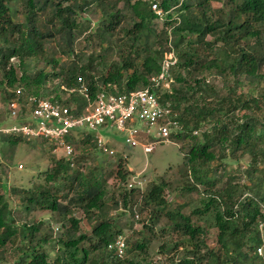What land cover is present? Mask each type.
Wrapping results in <instances>:
<instances>
[{"label":"trees","instance_id":"obj_1","mask_svg":"<svg viewBox=\"0 0 264 264\" xmlns=\"http://www.w3.org/2000/svg\"><path fill=\"white\" fill-rule=\"evenodd\" d=\"M10 1L15 0H0V91L5 105L17 100L25 115L26 94H33L73 105L77 112L83 99L67 91L77 85V77L83 78L90 94L101 89L112 94L127 92L145 85L147 77L159 70L163 54L172 49L177 60L169 69L170 91L160 98L178 111L175 119L181 128L170 138H193L192 131L201 124L207 122L209 127L200 131L201 141L192 143L183 155L186 167L180 173L184 182L178 189L199 194L188 212L181 211L186 203L168 207L163 196L168 183L163 178L142 190L136 185L123 188L108 206L102 199L103 173L69 174L63 156L43 172V184L6 186L4 193L5 184L0 181V263L7 247L15 243L18 252L9 255L13 264H53L42 248L50 236L37 235L42 223L20 220L14 225L6 198L11 193L25 214L37 207L55 212L61 221L55 240L59 264H162L149 253L160 218L159 234L171 236L170 246L160 241L156 249L172 253L168 264H264L255 253L262 245L258 223L264 221V0H219L215 8L210 5L212 0H16L22 6L24 20L20 22L11 18ZM152 4L164 13L168 27L162 33H153L149 26L157 18ZM172 7L175 19L169 13ZM92 8L101 19L86 38L101 53L92 51L85 58L76 53L77 61L71 58L74 43L82 32L91 30L85 13ZM39 13L46 15L44 22ZM49 41H58L59 55L68 60L45 58L43 46ZM198 45H203L207 55L197 52ZM113 47L118 57L102 73V59ZM12 57L17 60V71L7 67ZM39 57L49 65L48 72L38 65ZM30 67L36 70L33 75ZM201 70L229 75L227 93L217 94ZM251 83L260 84L259 94L241 89ZM17 88L20 94L15 93ZM19 138L32 140L0 134V143L15 145ZM228 163L234 167L226 171ZM116 170L125 182L129 174L121 169L120 161ZM57 178L62 183L55 184ZM70 191L73 194L68 196ZM56 192L66 201L46 199ZM74 205L91 219L89 232L77 231L78 220L70 216ZM110 206L115 213L119 210L117 217L128 214L133 219L146 211L147 218L140 221L141 229L130 228L124 235L116 225L118 218L109 215ZM118 233L125 241L120 257L107 248ZM210 237H214L213 244L207 242Z\"/></svg>","mask_w":264,"mask_h":264},{"label":"rangeland","instance_id":"obj_2","mask_svg":"<svg viewBox=\"0 0 264 264\" xmlns=\"http://www.w3.org/2000/svg\"><path fill=\"white\" fill-rule=\"evenodd\" d=\"M9 6V11H11V18L15 22L23 21V15L21 14L22 6L21 3L18 1H10L7 4ZM211 7H219L220 1L219 0H212L210 2ZM120 6V4H119ZM151 8L153 9V5H151ZM156 9V8H155ZM156 13V12H155ZM168 13V12H166ZM170 15H172L171 19L175 17L176 9L173 7L170 8L169 11ZM82 16L84 14H81ZM40 17V20L44 22L46 20V15L43 17L42 14H38ZM85 16L90 20L89 27H92L91 30H86L85 32H82V34L79 35L78 39L74 43V56L71 58L74 60H77V56L79 58H85L89 53L93 51V53H101V50L99 49L98 45L92 46L93 42L88 41L86 36L88 32L92 31L93 28L96 27L98 24L97 21L101 19L99 13L97 10L92 8L89 12L85 13ZM175 19V18H174ZM164 13H160L157 15V18H152L150 20V28L152 29L153 33H162L163 30L168 27L165 26L164 23ZM80 22H83L84 19L82 17L79 19ZM122 26H124L122 24ZM121 35V32H118V36ZM207 39H212L210 35L207 36ZM58 42V41H57ZM57 42L55 41H49L44 44L43 46V54L45 58L50 59H58V60H68L64 57V55H59L58 50L59 46H57ZM113 42H111L110 45H112ZM217 45H219L217 43ZM203 45H198L197 52L200 55H207V52L203 49H201ZM182 48H184L182 46ZM117 52L115 48L113 47L109 53L104 56L102 59V73H104L108 67V65L116 60ZM169 54L166 52L163 54L161 61L164 58H167ZM171 59H174L176 63V56L174 55V52L171 49L170 52ZM209 58V55H208ZM42 57L38 58V65H41L44 67V71L48 72L50 70L49 65H47L45 62H43ZM78 61V60H77ZM32 64V62H31ZM173 64V65H174ZM7 67L15 68L17 69V60L12 57L9 59ZM31 75L35 73V69L30 67ZM100 68V67H99ZM168 68V76L167 81L165 84H167V89L161 88L160 92L161 94L164 91L168 92L170 91V72ZM38 69V68H37ZM17 71V70H16ZM201 73L205 75L206 81L215 89L217 94L219 95H225L227 93L226 90V82L230 80V76L226 74L219 75L216 71H210L206 72L204 70H201ZM1 76V73H0ZM1 79V78H0ZM55 81V79H54ZM226 81V82H225ZM3 86H5L3 81ZM53 84V83H52ZM162 87H166L163 85ZM247 89L249 92H252L253 94H259V87L260 84H254L251 83L250 86H242L241 89ZM239 89L235 90V93L238 92ZM6 105L4 103V100L2 98V94L0 91V122L4 121L6 116ZM175 114L178 112L177 110H174ZM240 113V112H239ZM178 114V113H177ZM207 123V122H206ZM203 123L200 126L199 130H196V132H192L193 138L191 137H183L182 135L179 137V139L174 138L173 136L169 139V141L158 143L155 147V149L150 153H143L141 148L138 146L135 147H127L123 144V133H119L117 131H114V129L107 127H102L99 130V133L102 135L104 139H107L106 137L109 136L108 144L109 146H112L114 150V154L110 157L107 155H104L100 153L99 151L95 150L92 146L90 140H87L85 137L80 138L79 135L74 137L72 141V146L75 151L76 160L74 159V167H69L68 173L70 174L72 171H79L81 175H84L85 177H88L89 174L94 173V175L98 176L99 174L103 173L102 176H104L105 181L103 182L102 189L104 191L103 194V201L104 204L110 205L112 203L113 198L112 196L114 194H118L122 191V186L126 183H134L133 185L138 186L141 188V190L144 188V186H147L151 182L159 181L161 178L168 183V186L164 189L163 196L168 202V207H172L176 204L186 203V206L181 210L182 212H188L190 204L196 203L197 196L199 195L196 193V191L192 192H186L183 190H179V186L181 183L184 182V179L180 173V169L183 167H186L183 155L187 152L189 146L192 143H197L201 141V132L202 130L209 127V124ZM135 125H139L138 122L135 123ZM141 127V125H139ZM77 139V140H76ZM8 141H4L0 143V181L4 182L5 189L4 193H7V187H21L26 188L30 186H34L38 184L39 182L41 184L45 183L43 179V172L48 170L52 165H54V162L56 159H59L61 156V152L59 149L54 150L53 146L43 139H35V140H23L20 139L17 140V143L15 145H9L7 143ZM243 161H245V158H242ZM120 161L121 163V169L124 171H127L129 174V177L125 182L119 180L118 176H116V169H117V163ZM242 161V163H244ZM20 165V167L18 166ZM211 163L209 166L211 167ZM209 167V168H210ZM234 167L233 164L228 163L226 166V171H229ZM242 167H244V164H242ZM86 180V179H85ZM61 179L57 178L55 184H60ZM242 181L245 182V178H242ZM50 182L47 184L49 185ZM198 188L201 191L203 189V185L199 184ZM60 192L54 193L55 195H51L47 197L46 199H52L56 198L57 201H66L65 198L59 197ZM73 194V191H70L68 193V196ZM8 208L11 210V214L14 219V225L18 223L20 220H26L27 223L31 222H37L40 221L42 223L41 227L39 228V231L37 235L39 234H46L49 235V242L42 245V248L47 252V260L49 262H52L53 264H59L57 260V247L58 244H56L55 240L58 235V229L57 226L60 224V220L57 218L55 212H52L48 210L47 208H35L31 212H27L28 214H25L22 208V205L19 204L17 198L13 196L11 193L6 196ZM109 215L111 217H117V212L119 210H116L112 208L111 206L108 209ZM26 215V218L24 217ZM70 215V214H69ZM71 217H74L78 220V232H89V226L91 225V219L88 218L85 214L81 212L80 207L77 205H74V209L72 210V213L70 215ZM93 214L91 215L92 218ZM118 222L116 225L122 229V233L124 235L128 234L130 231V228L132 230H139L141 229V222L145 221L147 218L146 211L140 212L139 215H136L135 218L131 219V217L128 214H123L121 216H118ZM163 219H159L157 224L154 227V234L156 235L155 239L152 242V248L150 249L149 253L152 257V260L158 261V263L162 264H168V258L171 256V252L164 251L162 253L158 252L159 250L156 249L157 243L160 241H163L164 243H167L168 246H170V235H165L163 233L159 234L160 227L162 226ZM260 231V237L262 240L261 245V257L264 261V224L259 229ZM146 235H150L149 232L145 231ZM151 236V235H150ZM214 238V237H213ZM213 238L210 237V239L207 240L209 244H213ZM17 240V239H16ZM169 250V247H168ZM18 251L15 248V243L9 245L7 249L4 252V261L0 264H13L11 259L12 256H9L10 254L14 253L16 254ZM174 257L173 259H175ZM255 263V262H254ZM253 263V264H254Z\"/></svg>","mask_w":264,"mask_h":264},{"label":"built area","instance_id":"obj_3","mask_svg":"<svg viewBox=\"0 0 264 264\" xmlns=\"http://www.w3.org/2000/svg\"><path fill=\"white\" fill-rule=\"evenodd\" d=\"M152 5L156 15H159L160 10ZM170 52L171 49L167 51L169 56L160 62L159 70L147 77L145 85L127 92L112 94L101 89L90 94L83 78L77 77V85L67 89L68 93H76L83 99L77 112L73 105H65L46 96L26 94L24 115L19 101L11 100L6 105L7 118L0 122V134L48 141L54 150H60L69 167H74L76 154L70 140H67L72 134L80 138L90 135L97 151L107 156L114 154V149L108 146V139L99 133L102 127L123 133L125 146H138L143 153H150L158 143L169 141L170 135L181 128L168 101H160V89H167L168 68L175 62ZM20 90L15 89V93L20 94ZM23 116L25 120H21ZM136 122L141 127L135 125ZM133 184L128 182L125 186L129 188ZM261 210L264 213V205ZM263 224L264 221L259 222L258 229ZM107 248L120 257L124 236L117 234ZM255 253L262 255L261 246L255 248Z\"/></svg>","mask_w":264,"mask_h":264},{"label":"clouds","instance_id":"obj_4","mask_svg":"<svg viewBox=\"0 0 264 264\" xmlns=\"http://www.w3.org/2000/svg\"><path fill=\"white\" fill-rule=\"evenodd\" d=\"M70 137H72L73 139H74V135L72 134V136H70ZM108 141H109V139H108ZM71 144H72V142H71ZM108 146H109V144H108ZM111 148H113L112 146H110ZM114 149V148H113ZM115 150V149H114ZM105 155V154H104ZM108 157H110V156H108ZM138 187V186H137ZM123 188H126V186H125V184L122 186V189ZM130 188V187H129ZM139 188V187H138ZM128 189V188H127ZM118 234H120V233H118ZM122 235V234H121ZM125 242V241H124Z\"/></svg>","mask_w":264,"mask_h":264},{"label":"crops","instance_id":"obj_5","mask_svg":"<svg viewBox=\"0 0 264 264\" xmlns=\"http://www.w3.org/2000/svg\"><path fill=\"white\" fill-rule=\"evenodd\" d=\"M108 139V138H107Z\"/></svg>","mask_w":264,"mask_h":264}]
</instances>
